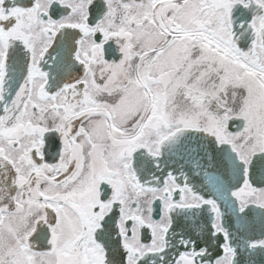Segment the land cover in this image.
Returning <instances> with one entry per match:
<instances>
[{
	"label": "snow or ice",
	"instance_id": "6c2138e0",
	"mask_svg": "<svg viewBox=\"0 0 264 264\" xmlns=\"http://www.w3.org/2000/svg\"><path fill=\"white\" fill-rule=\"evenodd\" d=\"M0 264H264V0H0Z\"/></svg>",
	"mask_w": 264,
	"mask_h": 264
}]
</instances>
